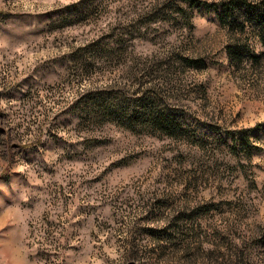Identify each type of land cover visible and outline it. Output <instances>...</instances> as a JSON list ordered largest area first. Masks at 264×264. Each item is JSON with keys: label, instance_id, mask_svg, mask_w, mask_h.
<instances>
[{"label": "rangeland", "instance_id": "rangeland-1", "mask_svg": "<svg viewBox=\"0 0 264 264\" xmlns=\"http://www.w3.org/2000/svg\"><path fill=\"white\" fill-rule=\"evenodd\" d=\"M194 1L0 0V264H264V48Z\"/></svg>", "mask_w": 264, "mask_h": 264}, {"label": "trees", "instance_id": "trees-1", "mask_svg": "<svg viewBox=\"0 0 264 264\" xmlns=\"http://www.w3.org/2000/svg\"><path fill=\"white\" fill-rule=\"evenodd\" d=\"M192 1L195 3L194 0ZM206 6L208 5L206 4ZM220 22L232 32H239L240 34H245L248 31L252 32L257 36L260 44L264 48V0L256 2L249 0H229L222 4ZM227 51L234 64L242 63L246 57L256 62L260 59V55H255L248 43L244 40L241 41L239 38H236L227 46ZM190 63L194 66H200L196 61H191ZM162 121L158 120L157 123L165 125L164 127L170 131L174 128L172 122L163 124Z\"/></svg>", "mask_w": 264, "mask_h": 264}]
</instances>
